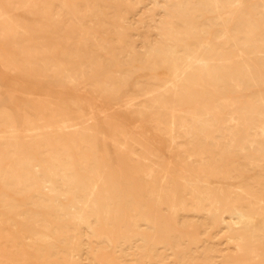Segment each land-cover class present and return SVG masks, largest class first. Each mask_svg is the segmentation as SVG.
Here are the masks:
<instances>
[{
	"label": "rangeland",
	"instance_id": "374dc122",
	"mask_svg": "<svg viewBox=\"0 0 264 264\" xmlns=\"http://www.w3.org/2000/svg\"><path fill=\"white\" fill-rule=\"evenodd\" d=\"M232 1L0 0V264H247L232 206L200 212L186 191L208 165L220 174L205 187L246 211L264 201V0H243L230 24ZM227 23L238 44L253 41L254 75L206 80L212 139L172 130L148 93L174 70L152 51L222 44ZM231 118L247 135L239 147ZM89 194L110 203L106 217L117 209L114 227Z\"/></svg>",
	"mask_w": 264,
	"mask_h": 264
},
{
	"label": "bare ground",
	"instance_id": "6f19581e",
	"mask_svg": "<svg viewBox=\"0 0 264 264\" xmlns=\"http://www.w3.org/2000/svg\"><path fill=\"white\" fill-rule=\"evenodd\" d=\"M242 1L243 0H233L230 4V10L227 12L228 14H232V20L229 22L230 24L236 21L238 6ZM229 23L226 24L225 33L229 39L222 44L213 43L208 37L203 41L200 47L194 50L186 48L181 52H176L175 48L170 49L168 47L166 51L160 48L152 51V55L156 57L161 65L167 63L168 58H170V63L174 70L173 81L161 82L148 93L153 94L152 98L148 100L152 104L158 105V109L162 116L167 117V119L169 118L172 130H174V126L178 124L181 125L185 134L189 137L202 136L205 140L212 139L215 132L219 131V129L216 131L214 130L215 120L211 118L210 109L205 106L204 99L206 92L204 89L206 88V80L216 76L220 70L229 73L235 81H237L244 72L249 76L254 75L255 72L250 66L249 60L244 57L245 54L243 52L244 47L247 45L253 46L254 43L247 37V41L238 44V37L232 34ZM251 34L252 31L247 32V36ZM231 41L234 42V45L231 44ZM256 44L258 47L263 46V43L259 44V42H256ZM159 69L162 71L159 73V76L163 77L167 75L166 69L163 66ZM260 97L264 102V95L260 94ZM182 110L184 114L178 115L177 112ZM232 121H234L233 118L226 120L223 129L225 133L229 132L231 134L234 141L237 140L235 142V147H239L243 144L242 141L247 140V135L244 136L242 133L243 127L241 124L232 128L230 126ZM219 174V171L212 166H202L197 170L194 178H188L186 191L192 195L195 207L200 212L209 211L210 209H207V204H209L215 208V213H213V215L216 216V212L218 211L217 206L220 202H225V208H230V206H232L230 208V214L236 216L239 221V227H237L239 238L242 241L251 242L247 264H264V253H257V258L255 257L256 251L259 252L262 249V247L256 248L255 243L258 242L256 234L262 229L261 226L264 225V221L259 222L260 216L264 214V201H261L256 207L251 203L250 208L252 210L246 211L236 206L237 196L235 192L230 191L223 194L222 188L215 187L214 185L210 188L205 187L206 183L211 184L212 182H217ZM209 176H212L213 181H209ZM156 186L155 182H150L147 186L148 193L154 195L157 192ZM158 191L162 192L163 187L159 186ZM231 201L234 203H231ZM87 202L93 215L101 222L102 229H107L110 219L114 227L118 220V211L115 208L110 216L111 218L106 217L110 209V203L104 196L99 200H95L93 195L89 194Z\"/></svg>",
	"mask_w": 264,
	"mask_h": 264
}]
</instances>
